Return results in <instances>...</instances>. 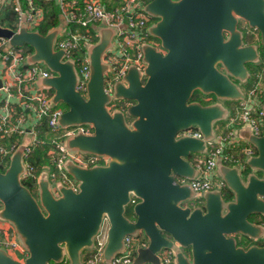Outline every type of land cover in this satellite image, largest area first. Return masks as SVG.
Masks as SVG:
<instances>
[{
    "label": "water",
    "instance_id": "water-1",
    "mask_svg": "<svg viewBox=\"0 0 264 264\" xmlns=\"http://www.w3.org/2000/svg\"><path fill=\"white\" fill-rule=\"evenodd\" d=\"M221 4V0H149L145 4L151 15H161L149 32L166 52L142 46L144 81L130 66L124 76L126 85H115L116 97L133 100L125 111H109L105 106L110 96L102 87L106 66L101 55L110 43L111 28L99 27L98 40L87 46L89 77L83 97L75 88L73 63L62 60V50L53 48L57 27L41 33L24 25L16 30L0 25V37L9 46H30L26 61L42 63L52 72L36 84L52 89V103L65 105L58 124L88 123L93 128L92 134L66 137L64 144L109 156L106 164L89 167L65 161L76 189L58 184L56 195L41 172L35 195L20 180L23 145L19 144L0 170V219L10 224L26 254L19 261L0 248V264H47L63 256L67 264H83L80 254L92 247L103 215L108 221L102 253L106 262L120 250L124 234L141 230L148 243L137 250L131 264L146 260L158 264L156 251L161 247L173 248L174 264H264V244L243 247L235 237L255 240L264 234L262 226L249 219L255 214L264 217V130L259 135L249 130L242 134L255 150L245 158L246 168L216 164L231 193L229 199L217 188L200 193L202 206L184 205L193 190L170 174L193 177L194 168L186 156L203 151V139L214 136V122L227 113L220 103L187 102L192 90L211 92L223 100L242 99L239 83L249 76L244 62L256 57L254 45H240L233 17ZM234 6L257 28L259 42L264 44V0H240ZM222 28L228 30L225 40ZM125 117L132 118L129 126ZM190 126L202 138L175 137L176 131ZM130 194L138 198L131 218L123 214Z\"/></svg>",
    "mask_w": 264,
    "mask_h": 264
},
{
    "label": "built area",
    "instance_id": "built-area-1",
    "mask_svg": "<svg viewBox=\"0 0 264 264\" xmlns=\"http://www.w3.org/2000/svg\"><path fill=\"white\" fill-rule=\"evenodd\" d=\"M59 7L63 28L54 39L53 48L62 50V60H70L76 73V90L86 96V83L89 77L87 46L98 39L99 27L112 29L109 45L104 49L101 60L105 64L103 91L111 94L116 83L125 82V74L130 66L143 72L145 61L142 46L151 45L159 50L156 37L148 29V14L144 5L148 0H52ZM16 17V30L20 25L34 29L43 17V10L34 0H6ZM21 48L9 46L7 39L0 37V170L8 164L9 155L20 144L8 141L11 133H28V142L23 143L21 181H30L36 187L41 172L46 174L53 195L56 186L61 184L76 189V180L64 168L67 160L88 167L94 159L90 153L70 149L64 139L75 133L89 134L88 123L60 126L57 119L62 109L51 102L52 90L43 88L36 81L52 75L42 63L26 61ZM260 102V104H259ZM18 113L13 117L14 108ZM111 108V107H107ZM27 111V112H26ZM26 112V113H24ZM31 120L30 126L25 121ZM246 124L251 133L259 135L264 130V92L247 87L244 96L238 101L235 115L229 117L221 130L205 139V151L194 162L196 175L193 178L179 176L178 182H187L193 190L191 205L200 202V193L205 190L222 189L225 185L216 171L221 162L242 168L246 157L255 150L246 140L243 143L235 134V125ZM24 124V127L22 126ZM182 131V130H181ZM183 133L201 136L197 129H187ZM36 147H43L46 161L35 169L31 156ZM196 203V204H195ZM6 222V221H4ZM7 223V222H6ZM108 221L102 216L99 229L93 237L90 249L83 253V264H131L139 248L147 246L148 240L141 230L122 236V245L108 262L103 258ZM0 248L13 258L21 261L26 251L15 238L9 223L0 221ZM18 255V258L16 257ZM158 264H174V251L171 247H161L156 251ZM47 264H54L47 262ZM141 264H152L144 261Z\"/></svg>",
    "mask_w": 264,
    "mask_h": 264
},
{
    "label": "flooded vegetation",
    "instance_id": "flooded-vegetation-1",
    "mask_svg": "<svg viewBox=\"0 0 264 264\" xmlns=\"http://www.w3.org/2000/svg\"><path fill=\"white\" fill-rule=\"evenodd\" d=\"M149 1V0H148ZM147 1V2H148ZM222 1V4H221V8L222 10H227L229 12V15L231 17H233V30H237L239 32V36H240V45H254L255 49H256V57L253 59V60H249V61H246L244 62V65H245V68L247 70V73L249 75H254V74H257L259 72V66H260V56H261V53H260V50H261V47L262 44L259 42V32L257 30L256 27H254L253 25H249L247 20L239 13L236 11L235 9V4H238L240 2V0H221ZM146 2V3H147ZM145 3V4H146ZM145 6V5H144ZM144 11L148 14V18H147V22H148V29L149 27L154 24L156 21L160 20L161 19V15H151L149 12H147L144 8ZM242 30H244V32H242ZM222 34H223V39L225 40L227 37H228V30L225 29V28H222ZM156 41L158 42L159 44V50L157 48H155L156 50H158L161 54H164L166 52L165 48L161 45L160 43V40L158 38H156ZM264 45V44H263ZM145 61V60H144ZM145 66H146V62H145ZM216 66L221 70L223 71V67L218 63L216 64ZM144 71V69H143ZM140 73V72H139ZM145 76V75H144ZM140 77H141V73H140ZM146 77V76H145ZM145 79V78H144ZM232 80H234L235 82H238V79L237 78H232ZM144 81V80H143ZM141 80V83L143 82ZM243 83V82H242ZM117 84V83H116ZM115 84V85H116ZM124 85H126V82L122 83ZM240 85V83H239ZM242 85V84H241ZM241 88V87H240ZM114 90H115V86H114V89L112 91L111 94H108L110 96L109 100L106 102V108L107 107H111L110 109L107 108L109 111H113V110H122V111H125L126 107L129 106L130 104L133 103V100L131 99H126V98H123V97H120V98H123L124 99V102H121V103H118L115 101V98H119V97H116L113 93H114ZM242 93H243V96H244V91L245 89H241ZM105 92V91H104ZM238 100V99H237ZM188 101H198L200 104H212V103H220L222 104L223 106L227 104H225L226 100H223L217 96H215L214 94H212L211 92L209 93H204V92H201L200 90L198 89H193L187 102ZM231 102H234V100H230ZM239 101V100H238ZM55 104V103H53ZM238 105V102L236 105H233V110L232 112H228V113H225L224 116L221 118V119H218V120H223L224 119V122L223 124L226 122V120L229 118V117H232L235 115V111H236V107ZM230 107V104L228 105ZM232 109V105L230 107ZM63 110V109H62ZM132 118L130 117H125V123L129 126L130 124V121H131ZM187 129H197L195 128L194 126H190V127H187V128H184V129H181L182 131L184 130H187ZM181 130H178L176 131L175 133V137H178V136H182V135H190V136H193L191 134H187V133H183ZM198 130V129H197ZM199 131V130H198ZM93 132V128L91 127V132L89 134H92ZM200 132V131H199ZM76 134V133H75ZM82 134V133H81ZM201 134V132H200ZM84 135H88V134H84ZM193 137H197V136H193ZM197 138H202V135ZM211 138V137H210ZM207 139V138H205ZM205 139H203L204 141V149L202 152H190L187 156H186V159L188 160V162L192 165V167L194 168V162L195 160L197 159V157L201 156L204 151H205V147H206V144H205ZM89 153V152H87ZM92 156H93V160H92V163L91 165H104L107 163L108 159H109V156L107 154H101V153H90ZM89 165V166H91ZM88 166V167H89ZM245 173V172H243ZM173 177H174V181H176L177 183H179L177 180L179 178L180 175L178 174H174V173H170ZM196 175V171L194 169V175L193 177ZM244 175V174H243ZM184 177V176H183ZM192 177V178H193ZM187 178V177H185ZM184 183H187V182H184ZM184 183H179V184H184ZM188 184V183H187ZM32 191V190H31ZM226 192H229L227 191V189L223 190L222 189V194L223 196L225 197V199H229L231 198V193L229 196H227L225 193ZM191 198L183 201V204L184 205H189L190 207H193L195 205H191ZM138 201V198L133 195V194H130L129 195V198H128V202L125 204L124 206V211H123V214L125 216H127L125 214V207L127 205H130L131 206V214L133 216V212H132V206L134 203H136ZM202 200H200V202L197 203V205L199 206H202L201 204ZM196 204V203H195ZM106 216V215H105ZM131 216V217H132ZM128 217V216H127ZM129 217V218H131ZM250 217L254 218V216H251ZM164 235H167L166 233L162 232ZM236 237V242L241 244L243 247H246L247 245L251 244V243H258V242H255L254 240H250V239H243L241 238V235L239 234H236L235 235ZM239 241V242H238ZM259 244V243H258ZM264 244V243H262ZM173 246H178V243L173 241ZM172 248V247H171ZM173 249V248H172ZM185 249V248H184ZM87 250H84V252H86Z\"/></svg>",
    "mask_w": 264,
    "mask_h": 264
},
{
    "label": "trees",
    "instance_id": "trees-1",
    "mask_svg": "<svg viewBox=\"0 0 264 264\" xmlns=\"http://www.w3.org/2000/svg\"><path fill=\"white\" fill-rule=\"evenodd\" d=\"M36 4H39L42 7L43 10V17L42 20L38 25H36V29L41 32L45 33L47 32L48 29L53 27L57 22H58V9L51 0H34ZM14 12L9 7H2L0 8V24L3 26H7L10 28L14 27ZM260 53V66H259V71L261 70V64L264 61V45L262 44ZM25 53H28L31 51L30 46L23 44L22 46H19ZM258 74V73H257ZM249 75L248 78L244 81V83L248 86H251L254 84V82L258 79V75ZM261 75V73L259 74ZM264 75V74H263ZM261 82L264 84V77L262 78L261 76ZM238 102V100H237ZM224 122V121H223ZM11 137V136H10ZM33 155L31 156V161L33 162V165L35 169H39L38 165H41L46 161V155H44V152L41 153L42 155L39 157L40 154L32 153ZM22 183L27 186L31 190V186L29 184L31 183L30 181H22ZM228 191V189H227ZM227 196L230 195V192L225 193ZM239 242V241H238ZM239 244V243H237ZM53 262V261H48ZM55 264V262H53Z\"/></svg>",
    "mask_w": 264,
    "mask_h": 264
},
{
    "label": "crops",
    "instance_id": "crops-1",
    "mask_svg": "<svg viewBox=\"0 0 264 264\" xmlns=\"http://www.w3.org/2000/svg\"><path fill=\"white\" fill-rule=\"evenodd\" d=\"M52 1V0H51ZM53 3H54V1H53ZM55 4V6L57 7V9H58V22L53 26V27H57V32L60 30V29H62L63 28V24H62V20H61V18H60V13H59V7H58V5L56 4V3H54ZM9 7L11 10H12V12H14L13 11V9L11 8V6L9 5V4H7L6 3V0H0V8L2 9V7ZM15 15V14H14ZM1 25V24H0ZM16 26V17L14 16V27ZM53 27H51V28H53ZM10 28V27H9ZM50 28V29H51ZM12 29V28H11ZM34 29H36V28H34ZM50 29H48V30H50ZM37 30V29H36ZM47 30V31H48ZM56 32V33H57ZM56 35V34H55ZM55 37V36H54ZM98 40V39H97ZM29 53V52H28ZM242 84V85H241ZM240 87H241V89H246L247 87L249 88V87H252V85L251 86H248V85H246L244 82L242 83V82H240V85H239ZM263 87H264V85H262ZM262 86H260L261 88H262V91L264 92V89H263V87ZM52 90V89H51ZM53 92V91H52ZM233 103V105H236L237 104V100H234V102H232ZM0 104H1V101H0ZM259 104H260V102H259ZM226 108H227V113L229 112H232V110H233V106H232V109L230 108L231 107V105H230V107L229 106H226V105H224ZM14 108V113H13V117H15L16 115H17V111H18V109L16 108V107H13ZM27 112V111H26ZM26 112H24V113H26ZM223 121H224V119L223 120H217V121H215L214 122V131H215V133L217 132V131H219V130H221L222 129V127H223ZM31 125V120L29 119V121L27 122V121H25V126L27 127V126H30ZM23 127H24V124L22 125ZM247 130H249V128H248V126L246 125V124H242V123H238V124H236L235 125V129H234V131H235V134H236V136L241 140V141H243L244 139L242 138V134L243 133H245V131H247ZM250 131V130H249ZM11 137H8L7 138V140H4V143H7L8 141H15V142H17L18 144L20 143V144H23V143H27L29 140H28V133H24V132H22V133H11V135H10ZM245 141H243V143H244ZM43 150H44V148L43 147H36V148H34V150H33V153H36V154H40L39 155V157L42 155L41 153H43ZM244 162H245V159H244V161H243V164H242V168H240V170H243L244 169V167H245V165H244ZM228 166V165H227ZM230 166H232V165H230ZM246 168V167H245ZM243 172H245V171H243ZM246 172H247V169H246ZM218 174V173H217ZM223 190H225V189H227V188H225V186L222 188ZM222 189H221V191H222ZM251 216H254V218H252V217H250V215H249V219L250 220H255V221H257L261 226H262V229L264 230V217H262V216H260V215H251ZM0 221H2L3 222V224L4 225H6L7 223L6 222H4V220H0ZM16 238V237H15ZM255 242H258L259 244H262L263 242H264V234H263V236L262 237H259V238H257V239H255L254 240ZM258 243H256V244H258ZM16 257L18 258V255H16ZM82 257H83V252H82V254H81V262H82Z\"/></svg>",
    "mask_w": 264,
    "mask_h": 264
},
{
    "label": "rangeland",
    "instance_id": "rangeland-1",
    "mask_svg": "<svg viewBox=\"0 0 264 264\" xmlns=\"http://www.w3.org/2000/svg\"><path fill=\"white\" fill-rule=\"evenodd\" d=\"M242 32H244V30H242ZM261 73V75H259ZM264 61L262 62V64H261V70L258 72V79L254 82V84H252V86L255 88V89H257V90H261L262 91V88L260 87V86H262V85H264L262 82H261V76H262V78L264 77ZM144 78H145V76H144V73L142 72L141 73V80L143 81L144 80ZM263 87V86H262ZM263 89H264V87H263ZM115 101L116 102H118V103H121V102H124V99L123 98H115ZM225 104H227V106L230 104V105H232L233 106V103L229 100V99H227L226 100V102H225ZM55 106H57V107H59V108H61V109H65V105L62 103V102H60V101H57L55 104H54ZM65 141V140H64ZM31 190H32V192H33V194H35L36 195V187H32L31 188ZM131 206L130 205H127L126 207H125V214L128 216V217H131L132 216V214H131ZM1 220V219H0ZM80 257H81V254H80ZM68 262H67V259H66V257L65 256H63V259H61V261H59V262H55V264H67Z\"/></svg>",
    "mask_w": 264,
    "mask_h": 264
}]
</instances>
